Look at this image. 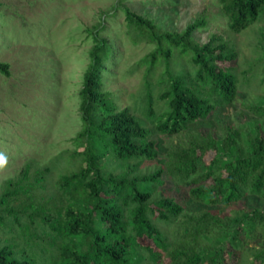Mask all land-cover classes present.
<instances>
[{"label":"trees","instance_id":"trees-1","mask_svg":"<svg viewBox=\"0 0 264 264\" xmlns=\"http://www.w3.org/2000/svg\"><path fill=\"white\" fill-rule=\"evenodd\" d=\"M219 2L232 33L264 18V0ZM124 13L132 40L156 46L147 78L160 65L157 82H147L134 106L120 110L102 86L111 48L94 35L74 150L44 167L28 162L4 182L0 264H264V214L233 210L248 195L264 198V105L250 107L260 123L245 136L227 127L229 160L207 158L220 143L189 131L235 100L238 77L228 65L236 58L233 45L218 35L205 44L192 40L203 21L183 33H161L129 9ZM0 72L10 76L9 65L0 62ZM185 132L188 143L169 150L165 168H142L158 159L154 135ZM165 172L211 210L189 215L175 197H164ZM242 226L258 244L246 249L248 256L235 243Z\"/></svg>","mask_w":264,"mask_h":264},{"label":"rangeland","instance_id":"rangeland-1","mask_svg":"<svg viewBox=\"0 0 264 264\" xmlns=\"http://www.w3.org/2000/svg\"><path fill=\"white\" fill-rule=\"evenodd\" d=\"M124 9L151 21L161 33H183L203 21L192 32V40L205 44L218 35L233 45L236 58L228 65L234 66L238 77L235 100L189 128L192 135L212 134L220 143L207 158L230 159L223 148L227 127L245 136L247 129L260 123L250 107L264 105V18L235 34L219 0H0V62L8 64L10 71V76L0 72V153L7 157L0 169V193L4 182L19 176L28 162L44 167L74 150V139L83 129L80 94L95 34L111 48L103 63L102 86L120 110L134 106L147 82L156 84L162 66L157 65L147 78L156 46L132 40ZM153 139L158 159L145 162L143 169L165 168L169 150L190 138L185 132ZM64 164L56 165L54 181ZM163 180L166 184L160 192L175 197L187 214L211 210L191 200L188 187L167 172ZM242 207L264 214V198L248 195L233 210ZM221 242L216 239L217 246ZM240 242L241 256H248L246 249L258 245L243 226L235 238L236 245Z\"/></svg>","mask_w":264,"mask_h":264},{"label":"clouds","instance_id":"clouds-1","mask_svg":"<svg viewBox=\"0 0 264 264\" xmlns=\"http://www.w3.org/2000/svg\"><path fill=\"white\" fill-rule=\"evenodd\" d=\"M7 164V157L0 153V169H3Z\"/></svg>","mask_w":264,"mask_h":264}]
</instances>
